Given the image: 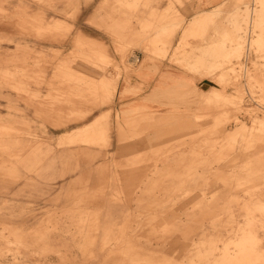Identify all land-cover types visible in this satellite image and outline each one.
I'll return each mask as SVG.
<instances>
[{"label":"rangeland","instance_id":"obj_1","mask_svg":"<svg viewBox=\"0 0 264 264\" xmlns=\"http://www.w3.org/2000/svg\"><path fill=\"white\" fill-rule=\"evenodd\" d=\"M105 1L0 0V144L19 141L22 155H41L29 172L0 145V264H236L243 255L249 264L246 219L264 215L244 210L264 200V0H141L138 10ZM114 6L165 16L170 42L164 35L156 45L168 52L117 42L103 27ZM79 35L99 38L110 59L79 55L88 50ZM142 68L157 69L152 79L171 70L185 85L150 90ZM65 69L119 71V86L129 76L142 90L124 102L118 93L82 97ZM147 91L168 95L183 114L157 123L148 112L134 116L123 142L118 112ZM102 115L111 134L65 139Z\"/></svg>","mask_w":264,"mask_h":264},{"label":"crops","instance_id":"obj_2","mask_svg":"<svg viewBox=\"0 0 264 264\" xmlns=\"http://www.w3.org/2000/svg\"><path fill=\"white\" fill-rule=\"evenodd\" d=\"M108 0L105 1L103 4V7H106V3ZM118 3L121 4V8L126 7L130 10H138V8L141 5V0H117ZM79 5V3H78ZM78 5H75L76 8H79ZM108 7V6H107ZM121 8H118V6L112 7V11L109 13H106L104 25L105 29L112 34L114 39L119 42H129L133 43L136 42L137 44L145 45L146 49L153 52V51H161L164 54L168 52V48L163 47L159 48V46L156 45L159 41H162V38L164 35L165 42L169 44L170 40L168 38L169 34V24H165L162 19L165 18V16L158 17L154 12L151 14L149 19H142L139 17H135L134 15H127V14H116V11H120ZM92 13V12H91ZM95 13V12H93ZM92 13V14H93ZM204 15L200 17L199 19H196L193 22H190L188 26L186 27L184 31V35L182 38V41L180 44L185 43V39L187 36L194 33V31L197 33L198 30H195L198 27H202L209 19V12L203 13ZM137 21L138 27H135L137 25L135 23V19ZM111 19V20H108ZM62 23L60 21H57L54 23L55 27L61 26ZM38 30H42V27L38 26ZM96 30V29H95ZM86 31V30H85ZM99 32V31H98ZM100 33V32H99ZM151 34V36H149ZM96 37L97 35L94 34ZM100 35V34H99ZM87 38L83 35H79L76 38V45L78 46H86L87 53L86 52H80L79 55L84 57L85 59H89L92 61L93 59H98L100 61H107L110 59V56L108 54L107 48L99 41V38ZM95 38V39H94ZM182 49L183 47H179L178 49ZM78 55V56H79ZM187 56V54H186ZM157 69H151V68H142L139 71V74L141 78H145V80H151L149 83L150 90L158 84H162L163 86L166 85L169 81L177 82L176 84L178 86L185 85V81L183 80V77L177 76L173 73L171 70L162 71L160 75L156 76L155 79H152V77H155ZM62 75L64 78L68 79V81L72 82L74 84L73 89L80 94V96L84 97L86 94L84 92L86 91L87 94L90 93L91 95H98L100 92L103 94L105 98H110L111 96H114L116 93H118V99L122 102H124L126 99L134 96H138L140 91L142 90V85H136L132 83L131 78L125 77L123 80V83L119 86V80L122 77L121 73L119 71L113 73V75L109 76H103L101 74H98L94 70H90L81 75H76L68 70H63ZM160 76L161 81H158ZM116 86L117 90L112 91V87ZM262 87L264 88V77L261 82ZM112 86V87H111ZM109 87L111 90H109ZM84 91V92H83ZM163 94V93H162ZM176 104L171 100V98L168 97V95H157V94H150L148 91L145 93V96L140 97L139 99H136L132 102H125L123 105V108L118 112L117 115V131H118V138L121 141H129V138L131 137V129L133 126L132 122L134 116L144 114L145 112H148L150 116H153L155 119V122L158 120H169V118H180V116L183 114L177 110ZM106 118V120H100L101 118ZM99 120V121H98ZM130 127V134L125 133V130L123 129L122 122L123 121ZM189 121V120H188ZM24 123V122H23ZM95 123H98L97 128H94V131L91 130L93 125ZM157 123V122H156ZM12 126V124H10ZM9 126V125H7ZM10 127V126H9ZM92 127V128H91ZM187 130H190L188 127ZM90 131V132H89ZM97 131H107L111 134L112 126L111 122L107 115L97 116L93 121L89 122L88 124L84 125L83 127H80L76 130V132L70 134L65 139L68 141L69 139H72L71 143L74 142H81L78 141V137L83 136L85 137V134L92 135L95 140V136L93 133L96 134ZM78 133L80 135H78ZM109 140H107L108 143ZM106 143V144H107ZM97 144V143H96ZM4 147V149L8 152L13 151L16 153V156L21 159V167L24 168L27 171H36L38 170L39 163L41 162V155L39 149H33L26 155H22L23 148L20 146L19 141H10V142H3L0 144ZM14 168H16L14 166ZM17 169V168H16ZM262 170V169H261ZM256 203L252 204V207L250 204L247 207L244 208V210L252 212H261V209H264V200L263 199H256ZM260 216H257V214H252V218L247 220L245 226L246 227L249 222L251 225L250 227L253 230L254 236L253 243L255 244V247L253 249V252L250 257H247L246 259L250 260L249 264H264V252L260 250V238L258 236V226L261 228L264 227V219L263 214L260 213ZM242 237V236H241ZM244 256V255H243ZM238 256L235 257L236 264H244V257Z\"/></svg>","mask_w":264,"mask_h":264}]
</instances>
